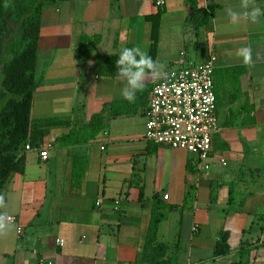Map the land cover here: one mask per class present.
<instances>
[{
	"label": "crops",
	"instance_id": "1",
	"mask_svg": "<svg viewBox=\"0 0 264 264\" xmlns=\"http://www.w3.org/2000/svg\"><path fill=\"white\" fill-rule=\"evenodd\" d=\"M190 2L211 11L199 29L189 21ZM255 3L264 10V0ZM226 4L238 0H58L42 10L30 115L47 130L40 149L49 147L48 159L23 151L0 191V211L16 218L0 236V264H264V16L234 25ZM137 45L164 71L215 57L218 132L206 173L190 171L184 151L144 139L158 79H146L135 103L121 97L116 61ZM248 45L254 63L245 66L236 50ZM80 47L92 49L85 62ZM95 114L103 127L94 139L64 146L61 135ZM72 154L82 159L78 184ZM155 214L160 220L142 261ZM220 231L228 249L214 257Z\"/></svg>",
	"mask_w": 264,
	"mask_h": 264
},
{
	"label": "trees",
	"instance_id": "2",
	"mask_svg": "<svg viewBox=\"0 0 264 264\" xmlns=\"http://www.w3.org/2000/svg\"><path fill=\"white\" fill-rule=\"evenodd\" d=\"M57 1L0 0V93L5 97L4 104L0 108V191L15 170L25 146L39 150L41 140L47 133V130L39 129V122L42 120H33L31 117L30 107L33 94L38 87L34 69L41 12ZM190 7L193 13L189 21L194 24L195 29H199L209 20L211 11L196 10L192 2ZM158 20L157 15L151 18L152 41L155 40L158 32ZM83 40L89 39L83 38ZM91 52V48L80 47L79 60L85 62ZM113 59L114 57H107L104 61L113 62ZM102 127L101 115H91L86 123L74 124L70 131L61 135L60 140L64 146L86 144L94 139ZM71 158V180L78 184L81 180L82 159L76 154H72ZM189 170L192 171L190 168ZM159 220V214L151 216L142 261L146 259V253L151 250L152 238ZM227 236V232L220 231L213 247L214 257L227 252Z\"/></svg>",
	"mask_w": 264,
	"mask_h": 264
},
{
	"label": "built area",
	"instance_id": "3",
	"mask_svg": "<svg viewBox=\"0 0 264 264\" xmlns=\"http://www.w3.org/2000/svg\"><path fill=\"white\" fill-rule=\"evenodd\" d=\"M162 4V1L156 3ZM215 60L211 55L203 63L180 62L165 71L167 75L153 84L144 111L147 118L144 139L157 146L184 151L189 158V168L197 174L210 169L212 140L218 132L213 87ZM47 148L36 150L41 161L48 159ZM29 150L32 149L26 145L25 151ZM219 163L226 165L223 159H219ZM14 222L16 218L12 217L11 223ZM16 234H22L20 227ZM54 245L62 247L64 242L55 239Z\"/></svg>",
	"mask_w": 264,
	"mask_h": 264
},
{
	"label": "clouds",
	"instance_id": "4",
	"mask_svg": "<svg viewBox=\"0 0 264 264\" xmlns=\"http://www.w3.org/2000/svg\"><path fill=\"white\" fill-rule=\"evenodd\" d=\"M224 12L228 21L234 25L241 22L256 24L260 22L261 16H264V10L256 5L255 0H238L235 7L226 4ZM236 56L245 66L254 63L253 49L250 45L238 48ZM116 68V78L123 83L120 95L129 103H135L137 93L145 88L146 79L149 77L160 79L167 75L164 65L154 60L139 45L122 49L116 61ZM4 208H6L5 196L0 194V209ZM11 221L12 217L6 211H0V236L6 235L11 230Z\"/></svg>",
	"mask_w": 264,
	"mask_h": 264
},
{
	"label": "rangeland",
	"instance_id": "5",
	"mask_svg": "<svg viewBox=\"0 0 264 264\" xmlns=\"http://www.w3.org/2000/svg\"><path fill=\"white\" fill-rule=\"evenodd\" d=\"M4 101H5V97H3L0 93V108L1 106L4 104Z\"/></svg>",
	"mask_w": 264,
	"mask_h": 264
}]
</instances>
